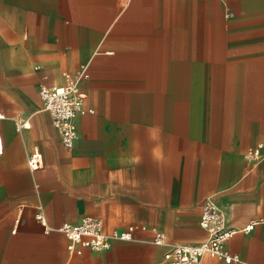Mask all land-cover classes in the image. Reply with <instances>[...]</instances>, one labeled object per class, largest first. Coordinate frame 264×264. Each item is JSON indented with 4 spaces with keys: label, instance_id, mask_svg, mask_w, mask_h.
<instances>
[{
    "label": "crops",
    "instance_id": "0c3cea01",
    "mask_svg": "<svg viewBox=\"0 0 264 264\" xmlns=\"http://www.w3.org/2000/svg\"><path fill=\"white\" fill-rule=\"evenodd\" d=\"M65 70L84 72L92 110L69 147L39 94ZM0 103V264H169L152 228L204 240L208 197L236 229L264 217V0H0ZM37 212L50 227L89 214L105 232L147 228L69 255ZM226 246L264 264V220Z\"/></svg>",
    "mask_w": 264,
    "mask_h": 264
},
{
    "label": "built area",
    "instance_id": "2783aa9c",
    "mask_svg": "<svg viewBox=\"0 0 264 264\" xmlns=\"http://www.w3.org/2000/svg\"><path fill=\"white\" fill-rule=\"evenodd\" d=\"M64 81L60 85H45L39 87L42 107L49 112L53 127L56 129L61 142L71 146L76 134V117L91 109L84 108L85 93L80 82L84 77L83 71H63ZM4 117L0 103V119ZM28 126L27 121L17 123V129ZM262 144L248 149L246 158L256 163L262 153ZM3 152V141L0 133V155ZM30 168L35 169L42 164V155L38 150L32 151L27 159ZM44 231L52 228L61 232L67 239L69 255L80 253L83 248L104 250L110 247L112 239L130 240L136 229H146V225L131 223L122 229H112L105 232L102 220L94 215H83L78 221H63L55 227H50L42 212L35 214ZM264 217L249 221L244 227L236 229L227 224L226 216L212 197L204 200L199 218L200 226L207 232V237L198 243H170L163 231L153 227L152 243L166 246L163 258L169 264H200L202 257L210 256L218 259L220 264H250L243 261L237 253L231 252L226 243L237 231H250Z\"/></svg>",
    "mask_w": 264,
    "mask_h": 264
}]
</instances>
